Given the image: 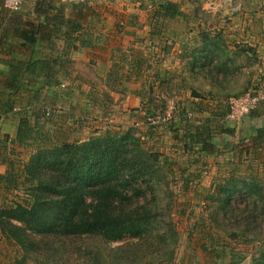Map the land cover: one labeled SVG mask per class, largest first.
<instances>
[{
	"label": "crops",
	"instance_id": "0c3cea01",
	"mask_svg": "<svg viewBox=\"0 0 264 264\" xmlns=\"http://www.w3.org/2000/svg\"><path fill=\"white\" fill-rule=\"evenodd\" d=\"M25 1L28 8L24 7ZM40 1L55 7H49L47 15L60 10L73 24L62 25L59 38H54L56 51L50 48V41L44 40L35 46L37 51L32 55L21 45V39L5 37L0 41V81H5L11 71L9 63L15 60L46 62L59 58L65 64L58 66L55 74L58 84L44 90V105L30 99L35 91L29 89L22 90L24 100L16 98L11 112L5 109L8 104L0 103V139L10 137L9 144L7 139L3 140L8 150L17 143L25 108L30 125L36 123L31 113L41 112L43 107L51 110L45 127L50 131L49 137L59 143L84 141L96 133L93 123L78 131L64 132L69 128L66 117L72 116L75 109L109 110L104 118V132L116 125L128 129L153 113L159 125L141 128L139 138L156 145L152 152L173 160L176 173L187 172L191 176L183 184L191 192L190 202L197 200L191 202L194 207H207V200H200V189L214 192L234 178L244 180L251 174H260V170L264 173V102L238 122L226 120L231 96L264 84V0H240L233 7L208 0L198 9L186 0H170L189 17L205 14L203 20L185 22L170 33L158 17L169 0H155L151 5L146 3L153 0H100L104 3L99 7L98 0ZM115 3L117 7H113ZM36 5L37 0H23L19 9L10 10L0 0V35L3 28H8L11 16L38 20ZM143 15L148 18L144 20ZM221 15L227 17L225 21L216 20ZM41 46L45 48L43 53ZM137 56L139 68L133 64ZM121 63L125 64L123 69ZM93 80L99 81V85ZM2 82L1 93L5 88ZM57 88L58 95H52ZM162 88L166 93L160 97ZM90 116L103 118L98 113ZM55 128L64 131L56 132ZM59 137L72 139L58 141ZM204 143H209L210 151L205 150ZM29 145L22 148L27 150ZM4 164L8 168L7 160ZM208 217L204 213L193 220L201 223ZM210 233L203 228L199 237L203 248H195L198 255L185 258L182 264L258 263L256 245L250 249L241 244L222 246L210 251L212 247L203 240Z\"/></svg>",
	"mask_w": 264,
	"mask_h": 264
},
{
	"label": "trees",
	"instance_id": "16d2710c",
	"mask_svg": "<svg viewBox=\"0 0 264 264\" xmlns=\"http://www.w3.org/2000/svg\"><path fill=\"white\" fill-rule=\"evenodd\" d=\"M36 6L38 20L11 16L7 21L8 28H3L1 32L0 41L12 35L18 40L21 39L23 41L21 45L31 51L30 54H34L37 51L35 46L45 40L50 41V48L56 51L58 47L54 44V38H59L62 25L73 23L70 19L66 20L60 10L52 16L47 15L49 7L55 9L49 3L37 0ZM180 15L182 13L179 6L169 0L164 4V13L158 17L166 21ZM10 30L13 33H10ZM42 49L43 53L45 51L43 46L40 47V50ZM42 53H40L41 58ZM37 56L39 57V54ZM52 61L45 62L42 59L9 61L11 71L4 82L0 81L5 86L4 92H0V103L8 104L5 106L7 111L13 110L16 98L23 102L25 95L22 90L28 89L35 91L30 99L41 106L44 105L43 101L46 97L44 90H49L53 85L58 84L55 74L58 66L65 64L59 58H54ZM7 91L10 94H6ZM40 111L31 113V116H35L36 123L30 125L29 111L27 108L23 110L17 144L26 147L31 143L35 147L21 169L10 166L5 173H0V183L7 182L6 188L9 189L23 184L30 187L29 195L34 197L35 202L31 206V215H29L31 220L28 223L33 226L42 240L52 244L51 238H64L63 236L79 237L80 240L91 237L98 239L99 248L96 250L99 252H95L96 255L87 247L83 251L87 264H106L108 255L114 256L118 253H122L121 260L112 264H137L143 257L138 255L140 252L138 250L141 249L143 254L142 249L154 240L165 248L173 244L170 253H166L171 259L176 232L172 223H165L167 228H163L164 221L152 216V214L160 215L162 208L153 203L156 201V193L150 181L146 180L156 171L149 168L148 161L152 158L156 159L159 153L145 151L139 146L138 137H128L131 134L129 131L121 137L110 136V133H107L104 137L93 136L84 141L59 143L54 137H49V130H44L45 123L49 122L52 115H46L45 107ZM1 143L4 144L2 139H0V147ZM203 147L205 150H211L209 143H204ZM146 155L148 159H145ZM11 165L14 163L12 162ZM236 181L237 184L234 180L229 181L224 188L218 186L216 193L218 192L220 197L222 217L227 221L235 222L237 226L247 222L244 227L246 230L248 225L250 226L249 223L261 217L258 213V203L263 200L259 194L262 185L254 179ZM245 194L253 197V205L247 204L248 207L244 210L231 200L236 195ZM144 197L145 202L139 203ZM260 205L264 206V204ZM17 208L24 213L21 204L17 205ZM7 211L9 212L10 209ZM1 217H3V232L7 236L12 232L10 229H23L13 223L10 217ZM242 232L233 234L238 243L252 242L250 240L252 237ZM100 236L104 240H101ZM126 236L133 237L135 241L111 249L110 243L120 241ZM61 255H64L63 251ZM260 258L257 264H264V252Z\"/></svg>",
	"mask_w": 264,
	"mask_h": 264
},
{
	"label": "rangeland",
	"instance_id": "374dc122",
	"mask_svg": "<svg viewBox=\"0 0 264 264\" xmlns=\"http://www.w3.org/2000/svg\"><path fill=\"white\" fill-rule=\"evenodd\" d=\"M74 1H81V0H74ZM98 1L99 2H97L96 4L98 7L104 3L100 0ZM142 1L145 2L147 0H142ZM154 1L155 0H153L152 2L149 1L146 4L147 5H151V3L154 4L155 3ZM206 1L208 0H186V2L195 6L197 9L202 5H204ZM212 1H217L219 5H222V7L223 5L233 7L236 6L240 0H223L222 3L221 0H212ZM110 2H114V0H110ZM159 3H163V2L159 1ZM117 6L118 5L115 3L113 7H117ZM24 7L25 8L29 7L26 1ZM212 7L216 8L213 3H212ZM183 13L179 17L170 19L168 21H165L161 18L162 19V20L160 19L162 23L161 25L164 27L166 25L170 33L172 28L181 27L183 23L188 21L196 22L200 19L203 20V17L205 16V14H202L197 16L199 18H194L193 15L189 17L186 13L184 14ZM219 16L216 19L217 21L219 20L225 21L227 18L224 15H221V17ZM211 17L212 15H210V18ZM143 18L145 20L146 18H148V15H143ZM206 18L208 17L206 16ZM211 20L214 21V18ZM181 30L182 29L178 31ZM145 33L143 35H146ZM133 64L135 65V68H139L140 60L138 56L137 59L133 60ZM124 65H125L124 63L120 64L122 69L124 68ZM143 65H146V63L142 64V66ZM94 83L99 85V81H94ZM250 89H247L246 91ZM54 91L55 92L52 95H55V93L56 95H58L59 93L58 88ZM163 92L166 93V91L163 89L162 93L160 94V97H162ZM244 92L245 91H243L242 93ZM72 112H73L72 116L70 115L66 117L68 119L67 121L69 128L65 129V131L55 128L56 132L64 131L65 133H68V130L70 129L72 130L74 129L75 131H78L77 129L84 127L88 123L89 124L93 123L94 127L97 126L96 128L93 129V131H96V133L94 134L95 137L96 136L104 137V135H106L107 133H110V136L115 135L116 137H121L122 135H124L129 131L131 133L130 134L131 136L129 135L128 137L139 138L141 137L140 136V132L142 131L141 128L159 125L156 114L149 113L143 119L142 123L139 122L134 123L133 127H129L128 129H125L123 126L119 127L116 125V127L115 126L111 127L112 130L104 132V126H106L107 124V119L104 118H106L107 116L106 114L109 113V110L107 109H97L95 111L80 110L79 112L75 109ZM93 113H98V115L99 116L102 115L101 117L103 118L97 119L93 116L91 117L90 115ZM44 130L47 131L48 129L44 127ZM106 130H108V128H106ZM9 138L10 137H1L2 140L7 139L8 144H9V140H8ZM67 138H70V140L72 139L71 137H59L58 141L65 140ZM139 141H140L139 146H141L145 151L149 153L152 152V150L156 149V145H154L151 142H145L140 138ZM33 147L35 146L34 145L30 146L29 149L26 150L16 143L11 146V150H8L9 147L4 146L2 144V147L0 148V157L2 161L0 162V171H4L7 168V166L4 164L6 160L8 163V167L12 166L15 167V169H21L25 161L28 160L30 152L33 150ZM148 158L149 157L146 155L145 159ZM12 162L14 163V165H11ZM172 162L169 161V159H167L166 157H162V155L159 153L156 159L152 158V160L148 161L149 168L156 171L153 172L151 175H149V177H147L146 180L150 181V185L154 188L156 193V197H155L156 201H154L153 203H156L157 206H159V208L160 207L162 208V212L160 215L152 214V216H154L158 220H162V222L164 221L163 228H167L165 223L167 222L172 223L174 231L176 232V235L173 239L175 241L173 256L170 259L166 254V253H170L173 244H171L172 246L170 245L167 248H165L160 246V244L156 240H154L152 241L153 243L150 242V244H147L145 248L142 249L143 254H141V249L138 250L140 251L138 255L143 257H141L142 260L141 261L139 260L137 264H142V263L182 264L185 258L192 259L196 257L198 254L195 248H198L200 250L201 248H203L201 246L202 244L201 239L199 238L201 235H203V234L200 235V232L203 230V228L206 231L211 232L207 238L203 237V240L206 241V245L212 247V250L210 251H214L213 249H216V247L220 249L222 246L229 247V246H235L241 244L242 246L250 249L252 246L255 247L256 245L255 251H258L257 249H259V258H260L262 256V253L264 252V206L260 205V204H264V173L261 172L260 170V174L258 173L256 175L251 174L247 176V178H245L247 180H251V179L258 180V183L262 185L259 194H261L260 198L263 197V200H260L258 203V208H259L258 213L259 215H261V217H259V219L255 222H251V223L248 222L250 226L248 225V229L244 230V227H246L247 222L242 226H237L235 222L227 221L222 217L223 213L220 208L221 207L219 201L220 197L218 196L219 195L218 192L216 193V189L214 190V192H212V190L205 192L204 190L200 189L201 191L199 192L200 200L206 199L207 207L198 206V205L194 207L193 205H191V202L197 200L194 198V201L190 202L191 192L186 190V186H184L183 184L184 182L187 181V179L191 178V176H188L187 172L176 173L175 170H177V165L175 164V162L173 163ZM262 168H264V166H262ZM233 180L235 181V183L236 182L238 183V181H236L237 178H234ZM6 186H8L7 182L2 181L0 183V264H87L85 263V257L83 253L85 247H87V249H91V251H93L92 253L95 255L96 253L99 252L96 249L99 248L97 246L98 245L97 243H99L100 241L98 239H93L92 237L87 240H83V239L80 240L81 238L79 237L67 238L65 236H63L64 238L60 237L58 239L51 238L52 244L47 243L45 240H42V237L38 235L37 232H35L33 226L30 223H28L31 220V217L29 216L31 215L30 214L31 206L35 202L33 199L34 197L33 196L31 197L29 195L30 187L28 188L23 184L20 185L19 187L12 186L9 189L6 188ZM148 197L150 198L149 194ZM252 199H253L252 196L248 197L246 194L243 196L236 195V197L233 200V203H235V205H237L239 208L244 209L248 207L249 203H250L249 206L253 205ZM143 202H145V197L139 200V203H143ZM19 204L23 206L24 213H21L20 209L17 208V205ZM12 208L14 209L11 210ZM7 209H10V211L8 212ZM251 209L252 208H250V210ZM203 212L208 214L209 216L208 219L201 223L194 222L193 219H195L198 215H203L204 214ZM1 216L10 217L13 223H15L16 225H18L23 229L22 230L17 228L10 229L12 232H9L8 233L9 236H7L3 232V228H2L3 217ZM239 231L240 232L243 231L242 233L249 234V236L252 237V239H250L252 242L238 243L235 237H233V234L238 233ZM213 232H216V234H213ZM198 239L200 240L198 241ZM101 240L104 239L102 238ZM134 241L135 240L133 237L126 236L124 239L120 241H114L113 243H110V247L111 249H116L117 247L121 246L124 243L134 242ZM79 249H81L82 252L79 251ZM61 251L64 252V255H61ZM121 254L122 253H118L114 256L108 255L106 264H112L116 261L121 260V256H122ZM163 254L164 257H162ZM211 255H214V253L212 252ZM199 256L202 257V255ZM260 260H262V258H260Z\"/></svg>",
	"mask_w": 264,
	"mask_h": 264
},
{
	"label": "built area",
	"instance_id": "2783aa9c",
	"mask_svg": "<svg viewBox=\"0 0 264 264\" xmlns=\"http://www.w3.org/2000/svg\"><path fill=\"white\" fill-rule=\"evenodd\" d=\"M4 6L10 10H17L22 4V0H3ZM264 102V84L241 93L231 96L228 99V109L226 120L238 122L244 116L256 110ZM51 110L47 109L46 115L49 116Z\"/></svg>",
	"mask_w": 264,
	"mask_h": 264
}]
</instances>
